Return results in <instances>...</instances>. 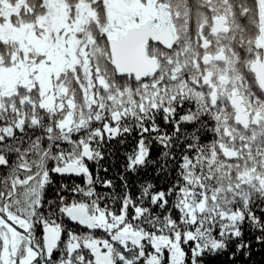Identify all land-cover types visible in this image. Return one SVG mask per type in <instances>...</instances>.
I'll use <instances>...</instances> for the list:
<instances>
[{"label": "snow or ice", "instance_id": "obj_1", "mask_svg": "<svg viewBox=\"0 0 264 264\" xmlns=\"http://www.w3.org/2000/svg\"><path fill=\"white\" fill-rule=\"evenodd\" d=\"M0 264H264V0H0Z\"/></svg>", "mask_w": 264, "mask_h": 264}, {"label": "trees", "instance_id": "obj_2", "mask_svg": "<svg viewBox=\"0 0 264 264\" xmlns=\"http://www.w3.org/2000/svg\"><path fill=\"white\" fill-rule=\"evenodd\" d=\"M255 259L260 260L259 254L255 257Z\"/></svg>", "mask_w": 264, "mask_h": 264}]
</instances>
